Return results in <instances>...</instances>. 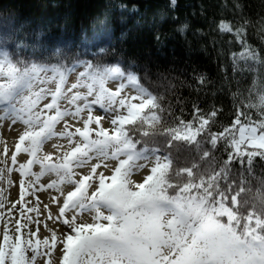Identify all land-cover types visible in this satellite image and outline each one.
Here are the masks:
<instances>
[{
	"label": "snow or ice",
	"instance_id": "6c2138e0",
	"mask_svg": "<svg viewBox=\"0 0 264 264\" xmlns=\"http://www.w3.org/2000/svg\"><path fill=\"white\" fill-rule=\"evenodd\" d=\"M219 28L231 33L241 45V51L230 55L233 73L254 71L252 65H264L259 53L242 38L243 26L233 31L229 23L221 21ZM78 67L84 70L68 91L86 87L87 95L76 92L70 101L77 105L75 111H62L58 100L64 95L67 74ZM108 78L127 83H120L112 91L104 87ZM196 79L204 85L203 75ZM49 84L56 85L54 91L47 87ZM129 84L140 95L122 94ZM26 92L28 95H24ZM145 94L148 100H144ZM47 96H51V102L39 108L40 101ZM259 100L264 105V95ZM6 101L9 103L0 120L10 119L12 124L22 120L26 125L19 134L11 161L17 163L19 152L30 155V159L18 165V170L22 177L35 176L34 181H28L33 195L45 190L40 176L46 172L56 174L57 179L46 187L57 193L51 197L57 211L53 215L45 205L41 220L39 215L36 218L26 215V212L40 214L38 198L26 210L22 207L19 211L24 222L12 221L13 229L5 225L0 233V264H38V258L40 264H53L50 257L57 250L61 253V264H264V234H261L264 216L256 211H249L246 216L238 214L241 209L238 197L245 189L239 185L234 189V181L229 179V165L233 161L251 165L254 157L264 158V119L255 122L238 111L230 126L213 132L210 125L215 122L218 110L205 112L193 102L191 119L175 116L174 126L165 125L160 114L164 110L157 98L146 93L132 73L126 76L118 67L100 69L91 63L72 68L24 64L18 59L13 62L8 52H0V104ZM12 101L22 107L16 108ZM77 101H82L83 106ZM95 105L110 116L111 132L102 126L104 117L93 114ZM82 113H86L82 127L72 130L66 118H80ZM61 121L65 123L59 135L67 138L68 148L57 145L64 150L52 162L51 156H39L38 152L44 141L57 135L55 125ZM218 143L223 145L228 158L216 170L212 167L216 157L204 145L215 150ZM150 144L159 147H149ZM177 144L184 147L188 166H173L174 160L177 165L184 162L176 154ZM109 147L115 148L111 159L118 161L110 176L99 170L109 168L104 162L109 158ZM4 151L6 154L7 147ZM98 157L102 159L96 162ZM140 160L144 163H137ZM149 162L151 174L143 183L134 185L138 190H131V173L147 167ZM201 162H207V167L202 168ZM33 164L40 165L39 173L31 172ZM75 169L86 172L80 175ZM181 177L184 178L181 183L171 182ZM65 182L72 186L66 193L60 187ZM169 190L174 194L169 195ZM25 191L28 189L22 180L18 203H28ZM101 209L109 214L105 215ZM92 212H95L93 222H78L83 214ZM225 217L226 223L222 222ZM41 225L48 231L43 238L38 236ZM57 226L64 231H58Z\"/></svg>",
	"mask_w": 264,
	"mask_h": 264
},
{
	"label": "trees",
	"instance_id": "16d2710c",
	"mask_svg": "<svg viewBox=\"0 0 264 264\" xmlns=\"http://www.w3.org/2000/svg\"><path fill=\"white\" fill-rule=\"evenodd\" d=\"M221 21L233 31L243 26L242 38L264 61V0H0V52L24 64L118 67L126 76L134 74L140 87L157 98L164 110L162 124L174 126L175 116L191 119L196 102L205 112L218 110L210 131L219 132L232 124L238 111L255 122L264 119L259 100L264 65L233 73L230 55L242 49L231 33L220 30ZM201 75L204 85L196 79ZM204 148L215 155L212 167L218 170L228 158L223 145ZM107 151L111 155L115 148ZM176 154L184 162L177 165L174 160L173 166H188L182 145L177 144ZM229 167L233 188L245 189L238 197V214L256 211L264 216V158L254 157L251 165L233 161Z\"/></svg>",
	"mask_w": 264,
	"mask_h": 264
},
{
	"label": "rangeland",
	"instance_id": "374dc122",
	"mask_svg": "<svg viewBox=\"0 0 264 264\" xmlns=\"http://www.w3.org/2000/svg\"><path fill=\"white\" fill-rule=\"evenodd\" d=\"M83 67H78L74 72L70 74L68 79L66 80V83L64 85V95L60 98L59 104L60 106H63L64 109L71 110L70 112H74L76 108V104H72L71 97L76 92H80L81 95H87V88L86 87H79L77 89H72L71 92L68 91V89L71 88V85L77 82L78 74L79 72L83 71ZM114 79V80H112ZM107 80H110L107 82ZM105 81L104 87L106 85L110 87L112 91H115L116 87L122 83L123 81L118 80L116 78H108ZM91 81H89L90 83ZM107 82V84H106ZM131 87H126L122 94H126L129 96H138L140 93L133 88L132 85L129 84ZM47 87L50 90H55L56 85L55 84H49ZM95 87L98 89L99 84H96ZM34 90H38V88H34ZM24 95H28V93H24ZM51 96H47L46 99L41 100L39 104V108H43V104L47 103ZM89 99H92L90 97ZM138 101V100H137ZM134 101V102H137ZM77 104H79L81 107L83 106L82 101H77ZM97 106V105H95ZM16 108H21L22 105L17 102L15 105ZM6 107H2L0 105V116L4 115ZM93 114L98 116H103L104 119L102 121V126L111 130V124H110V116L105 113L104 109H101L99 106L97 108L93 109ZM83 118H86V113H82L80 118H72L67 117L66 120L68 124L72 125L73 128L82 127V120ZM24 119H27V116H24ZM64 121L61 123V125L58 126V128L55 130L57 132L56 136H53L51 139L44 141V143L41 145L40 150L38 152L39 156H51L52 162H56L58 159L59 154L64 149H58L57 145H64V148H68V141L67 138L62 137L59 135V133L64 128ZM61 126V127H60ZM26 125L23 123L22 120H17L15 124H12L10 119H4L0 120V204L3 205V207H0V213L3 214V219L0 220V233L3 232L5 225L11 230L13 229V223L12 221L19 220L21 223L24 222V219L20 217V209L23 207L25 210L27 207L33 206L37 202V198L39 201V207H40V214L37 213H27V216H32L33 218H36L39 215V218L41 220L44 219L43 213L45 212V205H47L50 209L53 215L56 214L57 208L55 205L51 204V197L53 195H57L56 191L54 189H47V184H50L52 180L57 179L56 174L54 172H46L44 175L40 176V184L45 185V190H41L40 192L35 193V195L32 194L31 189H29L28 181L29 180H35V176H29V177H22L20 174V171L18 170V165L20 163H25L28 159H30V155L25 152H19L16 153L17 156V163L14 165L11 161V156L15 153V144L18 141L19 134L23 132ZM5 147H7L8 151L5 154ZM102 158H97L96 162H99ZM109 165L108 169H104L101 167L99 169L100 171H104L105 175L110 176L112 174L111 169L114 168L118 161L108 158L106 161H104ZM75 171L82 175L84 172H86V169H75ZM31 172L33 173H39L40 172V165L33 164L31 168ZM148 173V169L141 168L139 170H134V172L130 175L131 183H141L142 180L146 177ZM24 181V188L28 189V191H25L24 193V199L28 202L27 204L18 203V201L21 200V181ZM60 187L65 191V193L69 190H71L72 186L65 182L64 184L60 185ZM94 190V188L89 189V193H91ZM102 212H104L105 215L109 214L106 209H101ZM95 216V212L92 213H85L82 215V217L79 218L78 222H86L91 223L93 222ZM49 227H52V222H48ZM29 227H32L34 229V226L29 225ZM58 231H64L63 228L57 226ZM48 235L47 229H45L42 225L40 227L38 236L40 238H43L44 236ZM53 264H61V253L57 250L55 251L52 256L50 257ZM87 260V257L84 258ZM38 264H40L39 258H38Z\"/></svg>",
	"mask_w": 264,
	"mask_h": 264
}]
</instances>
